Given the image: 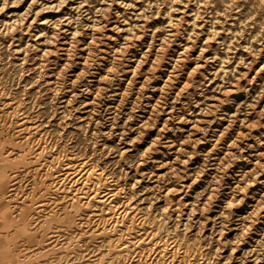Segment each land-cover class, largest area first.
<instances>
[{"label": "rangeland", "instance_id": "374dc122", "mask_svg": "<svg viewBox=\"0 0 264 264\" xmlns=\"http://www.w3.org/2000/svg\"><path fill=\"white\" fill-rule=\"evenodd\" d=\"M0 8V264H264V0Z\"/></svg>", "mask_w": 264, "mask_h": 264}, {"label": "clouds", "instance_id": "9594fccd", "mask_svg": "<svg viewBox=\"0 0 264 264\" xmlns=\"http://www.w3.org/2000/svg\"><path fill=\"white\" fill-rule=\"evenodd\" d=\"M5 5H7V0H5ZM3 8H0V11H3Z\"/></svg>", "mask_w": 264, "mask_h": 264}]
</instances>
